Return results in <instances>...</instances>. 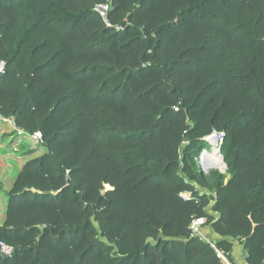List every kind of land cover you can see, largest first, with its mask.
I'll use <instances>...</instances> for the list:
<instances>
[{
    "label": "trees",
    "instance_id": "obj_1",
    "mask_svg": "<svg viewBox=\"0 0 264 264\" xmlns=\"http://www.w3.org/2000/svg\"><path fill=\"white\" fill-rule=\"evenodd\" d=\"M1 63L0 116L45 152L7 192L0 264H225L232 241L264 264V0H0Z\"/></svg>",
    "mask_w": 264,
    "mask_h": 264
},
{
    "label": "rangeland",
    "instance_id": "obj_2",
    "mask_svg": "<svg viewBox=\"0 0 264 264\" xmlns=\"http://www.w3.org/2000/svg\"><path fill=\"white\" fill-rule=\"evenodd\" d=\"M219 140V132H212L205 138L206 143L204 146L195 153L196 166L199 172L204 176L210 175L212 171L218 168L219 161L221 160L218 149ZM44 152V147L39 142L36 143V140L32 136L22 135L20 131L16 130L11 125L9 119H0V224L5 220L8 199L7 192L11 189L22 166L28 160L40 157ZM196 188L199 192L206 191L205 188L199 185H196ZM109 189L110 187L106 185L102 192ZM181 196L184 199H189L190 193L183 192ZM210 213L216 215L211 211ZM202 230L206 234V238L214 244L218 238H221L207 223ZM211 234H214L216 237H213ZM227 255L232 258L233 262L236 261V258H240V260H245L246 258V253L243 250L242 244L238 241H232L230 252L224 255L229 261ZM235 263L230 262V264Z\"/></svg>",
    "mask_w": 264,
    "mask_h": 264
},
{
    "label": "built area",
    "instance_id": "obj_3",
    "mask_svg": "<svg viewBox=\"0 0 264 264\" xmlns=\"http://www.w3.org/2000/svg\"><path fill=\"white\" fill-rule=\"evenodd\" d=\"M110 7L108 4H99V5H95V7L93 8V10L101 17V19L103 20V22L109 26L108 20H107V14L109 11ZM3 68V64H0V71ZM0 119H7V118H3L0 116ZM32 137L36 140V143H40L41 142V134L39 132H35ZM206 224V218L201 217V218H195L192 220L190 228L192 230V234L199 236L202 240H204L205 242H207L208 244H210L212 247H215L214 243L209 241L208 238H206V234L203 232L202 228H204ZM217 256L223 261V263L225 264H230V262L225 258V254L218 250L217 248H215ZM0 252H2L3 254L9 256L11 255V253L13 252L12 248L10 246L5 245L4 243H0Z\"/></svg>",
    "mask_w": 264,
    "mask_h": 264
},
{
    "label": "water",
    "instance_id": "obj_4",
    "mask_svg": "<svg viewBox=\"0 0 264 264\" xmlns=\"http://www.w3.org/2000/svg\"><path fill=\"white\" fill-rule=\"evenodd\" d=\"M109 4H110V8L112 9V3L110 2ZM9 120H10L11 125H12L16 130H18V127H17L16 124H15V118H14V117H10ZM41 229H43V228L41 227ZM0 255L2 256L3 259L7 258V255L3 254L2 252H0Z\"/></svg>",
    "mask_w": 264,
    "mask_h": 264
},
{
    "label": "crops",
    "instance_id": "obj_5",
    "mask_svg": "<svg viewBox=\"0 0 264 264\" xmlns=\"http://www.w3.org/2000/svg\"><path fill=\"white\" fill-rule=\"evenodd\" d=\"M213 237H216L214 234H211ZM236 258V256H235ZM236 262V263H235ZM235 264H247L245 260H240V258H236V261H234Z\"/></svg>",
    "mask_w": 264,
    "mask_h": 264
},
{
    "label": "bare ground",
    "instance_id": "obj_6",
    "mask_svg": "<svg viewBox=\"0 0 264 264\" xmlns=\"http://www.w3.org/2000/svg\"><path fill=\"white\" fill-rule=\"evenodd\" d=\"M210 163V162H209ZM206 166V165H205ZM207 167V166H206Z\"/></svg>",
    "mask_w": 264,
    "mask_h": 264
}]
</instances>
